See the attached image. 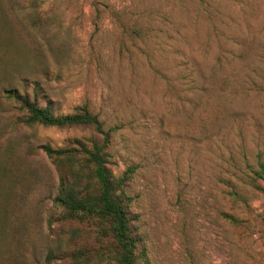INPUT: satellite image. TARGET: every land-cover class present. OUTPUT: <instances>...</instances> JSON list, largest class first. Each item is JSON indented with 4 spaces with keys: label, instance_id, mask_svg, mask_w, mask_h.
<instances>
[{
    "label": "rangeland",
    "instance_id": "rangeland-1",
    "mask_svg": "<svg viewBox=\"0 0 264 264\" xmlns=\"http://www.w3.org/2000/svg\"><path fill=\"white\" fill-rule=\"evenodd\" d=\"M5 90L119 126L137 264H264V195L245 183L264 160V0H0V264H46L63 234L38 146L93 131L27 125Z\"/></svg>",
    "mask_w": 264,
    "mask_h": 264
},
{
    "label": "trees",
    "instance_id": "trees-1",
    "mask_svg": "<svg viewBox=\"0 0 264 264\" xmlns=\"http://www.w3.org/2000/svg\"><path fill=\"white\" fill-rule=\"evenodd\" d=\"M4 94L23 112L22 121L27 125L83 126L93 131L89 137L70 138L61 147L49 143L38 146L57 173L48 227L52 229L57 224L63 234L57 235L56 249L47 253L45 263L137 264L144 259L142 238L130 211L131 197L124 190L133 168L115 175L109 165L111 136L119 126L105 127L86 105L75 107L71 113L55 115L26 91L5 90ZM245 183L264 195V160H258L251 168ZM225 186L226 190H232L228 195L233 200L240 199L228 182ZM221 215L231 224L238 222L232 214Z\"/></svg>",
    "mask_w": 264,
    "mask_h": 264
}]
</instances>
